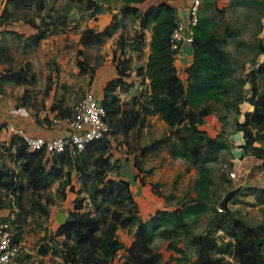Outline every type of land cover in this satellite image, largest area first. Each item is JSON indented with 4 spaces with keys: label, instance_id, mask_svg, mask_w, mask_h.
Returning a JSON list of instances; mask_svg holds the SVG:
<instances>
[{
    "label": "trees",
    "instance_id": "trees-1",
    "mask_svg": "<svg viewBox=\"0 0 264 264\" xmlns=\"http://www.w3.org/2000/svg\"><path fill=\"white\" fill-rule=\"evenodd\" d=\"M112 1L63 0L65 5L74 4L91 17L102 11L103 4ZM208 1L203 0L205 6L199 8L198 21L192 29L189 59L184 66L176 64L178 49L172 47L171 41L177 15L174 0H122L119 9L122 18L112 14L102 28L83 30L78 54L82 53V48L105 43L120 27L122 29L110 53L116 75L105 81L98 96L106 111L109 130L102 139L87 143L79 153L62 152L54 156L43 149L29 151L21 139L12 134L9 140H0V155L16 164V168H9L0 162V189L12 194L18 210L12 220L14 243L19 244L26 216L35 211H47L51 199L42 192L58 180V196L65 197L68 188L74 197L72 207L67 209V219L55 230V234L63 238L61 245L58 248L45 243L39 246L41 254L54 256L49 264H159L161 254L151 248L154 239L171 240L169 246L182 251L183 246L176 247L177 242L173 241L179 236L191 237L190 243L195 246L190 264H264V222L250 225L232 211L212 207L207 230L197 235L191 230L192 222L210 210L209 163L227 148L220 135L210 136L199 126L210 114L211 103L223 102L229 94L232 67L225 45L237 35V30L227 25L222 33L215 30L208 16ZM8 2L13 7L37 12H42L47 5L46 0ZM127 16L138 20V28L131 35L125 30ZM28 23L33 28L29 44L38 45L48 35L47 25ZM148 31L151 32L149 41ZM146 46L145 64L132 71V53H141ZM6 53L7 47L1 46L0 55ZM255 53L260 62L250 72L249 95L243 98L240 91L237 93L235 131L241 133L240 156L250 153L264 162V148L256 144L264 141V89L259 91L257 84L259 80L264 85V43L257 44ZM180 72L184 73V78ZM33 80L34 75L24 69H8L0 74V83L26 84ZM122 96L130 97L129 101L122 102ZM243 102L247 104L242 109ZM71 113L72 109H66L60 110L58 115ZM152 115H158L167 124L172 141L168 137L156 139L141 148L140 156L170 143V156L183 158L195 165L198 172L192 186L195 196L171 208L156 207L157 203L144 198L136 199V195H142L141 183L132 185L129 179L108 174L119 161L114 158L112 164L109 162L115 156L116 135L127 136L135 128L140 130L147 116ZM134 163L137 165L136 161ZM72 170L78 175V187L72 183ZM25 190L31 193L27 202L30 208L24 207L25 202H22ZM87 199L91 208L86 205ZM5 204L9 206L10 202ZM152 206L156 208L150 210ZM133 227V240L125 246L117 230L129 231Z\"/></svg>",
    "mask_w": 264,
    "mask_h": 264
},
{
    "label": "rangeland",
    "instance_id": "rangeland-1",
    "mask_svg": "<svg viewBox=\"0 0 264 264\" xmlns=\"http://www.w3.org/2000/svg\"><path fill=\"white\" fill-rule=\"evenodd\" d=\"M190 1L181 0V4L187 8ZM208 2L210 4L208 16L215 30L222 33L227 25L233 31L237 30V35L230 38L225 45L231 55L232 67V75L228 79L229 94L223 102L211 103L210 114L205 118L204 123L199 126L200 130H205L210 136L220 135L227 143V148L220 151L214 162L209 163L212 178L210 210L195 222H192L193 235L204 233L207 230L213 214L212 207L217 208V204L223 195L238 186H240V190L228 204L232 212L250 225L264 222V162L261 158L250 153L240 156L241 148L238 142H241L242 138L241 133L235 131L237 93L240 91L243 98L249 95L250 72L260 62L259 58L256 59L255 49L259 42L264 43V0H209ZM204 6L203 0H200L199 8ZM12 8L13 10L10 13L12 22L26 19L34 20L39 24L43 22L44 27L47 25L48 35L35 49H30L28 53L23 50L20 38H10L11 66L16 69L19 65H25L23 63L34 56L53 57L57 60H51L50 58V70L54 71L52 67H57L58 71L56 72L59 73V77L58 84L55 85L56 91L52 97L62 96L65 89L61 85L64 84L63 86L68 88L65 94L66 97L70 98L74 93L75 98H81L90 89V85L94 82L96 70L105 61V57L110 51L106 41L101 45L85 48L82 53L78 54V49H81L78 41L84 30V20L87 19L88 14L78 9L76 5L68 7L63 0L48 3L43 13L33 9H22L13 6ZM183 14L185 15V11ZM136 22L138 20L135 18H126L125 30L129 35L133 34L136 27H138ZM143 57L142 52L137 53L134 60L142 62ZM53 61H57L58 64ZM130 65L132 69V63ZM37 66L46 68L43 63ZM43 74L44 70L39 69L38 75L43 76ZM180 76L184 78V73L180 72ZM257 84L259 91H262L264 89L263 83L258 80ZM40 91H43V87L39 89ZM128 99L130 97L122 96L121 98L122 102L129 101ZM34 101L40 100L38 97H34ZM246 104L247 102H243L240 107L243 109ZM164 137H168L172 141L169 127L158 115L147 116L144 126L140 130L135 128L127 136L116 135L113 142L115 156L111 157L109 162L112 164L114 158H119V161L117 164H113V169L108 174L112 176L117 174V176L129 179L132 185H135V182L141 183L143 189L142 195H139L140 198L157 203L154 205L156 207L171 208L181 205L195 196L192 186L198 172L195 165L188 164L183 158H172L170 156V143L140 156L142 147ZM256 144L264 148L263 140ZM1 161L4 165H12L9 157L5 155H0ZM132 175H135V177L132 178ZM56 186V183L52 184L42 193L49 200L51 199V204L57 205L58 208L63 206L67 211L68 208L72 207L73 193L67 192L66 198L61 195L58 196ZM23 196L24 207L30 208L27 205L31 196L29 190H25ZM2 197L3 195H0V206L3 207L2 204L5 206L8 200H2ZM86 205L88 208L92 207L88 199ZM154 206L150 207V210L156 208ZM26 208H24V211ZM142 215L146 216V214ZM35 222L36 217L30 219L31 227H36ZM133 230L134 227L129 231L126 229L121 230L119 237L125 246L131 244ZM39 239L32 243L34 238H28L26 242L30 241V245L26 246L25 251L24 249L22 251L21 248V252L17 257H27L25 259L27 264H49L54 261V256L44 258L38 256ZM176 239L178 240L173 241L174 243L177 242L176 247L183 246L182 251L170 247L171 240L160 237L154 239L151 248L161 254L159 264H190V259L195 255V246L190 243L191 237L179 236ZM176 259H179L180 262L178 263Z\"/></svg>",
    "mask_w": 264,
    "mask_h": 264
},
{
    "label": "crops",
    "instance_id": "crops-1",
    "mask_svg": "<svg viewBox=\"0 0 264 264\" xmlns=\"http://www.w3.org/2000/svg\"><path fill=\"white\" fill-rule=\"evenodd\" d=\"M174 3L176 5L177 14L179 16L184 15L183 12L186 8L182 6L181 0H174ZM72 5L70 3L68 7ZM121 5L122 0H114L109 4H103L102 11L94 17H91L89 15V12L84 11V13L88 14L87 19L85 18L84 20V29L86 27L93 28L95 30L102 28L110 21L112 14H115L118 18H122L119 11ZM45 9L42 11V13L45 11ZM12 10V5L8 2V0H0V47H7V53L0 55V74H4L8 69L12 71L24 69L26 70L27 74L32 73L34 75V80L33 82L26 84H16L14 82L8 81L0 83V140H9L11 136V132L9 131L10 127H22L31 135H39L45 138L57 137L63 132V127L61 125L53 124L51 122V118L53 116H59L58 114L60 110L73 109L74 105L80 99V97L75 98L74 93L70 98L66 97L65 94L68 88H65L63 86L64 84H62L61 86L65 89V93L63 92L61 97H52L56 91L55 85L58 84L59 77V73L56 72L58 71L57 67H52L54 71L50 70V58L51 60H57L53 57H43V55L39 57L34 56L33 58H28V60L23 63L25 65H19L16 69L11 66L12 60L10 58L11 49H9V40L10 38L12 39L13 37H18L15 36L14 33H18L20 35L18 38L22 40V48L27 53L30 49L33 50L38 46L30 45V41L28 38L33 33V28L29 25L30 23L28 22L34 20L26 19L18 20V22H12L10 19V13L12 12ZM128 17L130 16H127L126 18ZM126 18H124L125 21ZM34 22L38 23L36 21ZM136 23L138 26V22ZM121 31L122 29L120 27L116 31V33L106 42V44L110 48V51H108V55L105 57V61H103L100 67H98V70H96L94 82L92 85H90V89L87 92H92L96 95H100L105 81L115 77L116 73L111 63L110 53L111 50L115 47L118 34ZM150 33V31L147 32V41H149ZM45 38H47V36ZM85 48H82V50ZM147 53L148 48L146 46L142 51V54H144L142 62H140V60H134L137 52L132 53V71L139 65L145 64L147 60ZM189 55L190 45L182 43L179 52L176 55V64L179 66H184V63L189 59ZM53 62L57 63V61ZM41 63H43V66L46 65V68L37 66ZM41 68L44 70L43 76L38 75V70ZM42 87L43 91L39 92V89ZM34 94H36V96H34ZM34 97H38L40 101L35 102ZM22 108L27 112L26 115L22 113L21 110L18 112L16 111V109ZM1 163H3V161H1ZM15 165L16 164L14 163H12V165L5 164V166L9 168H16ZM55 183L57 185V189V187L59 186V181H54L52 184ZM72 183H74L77 187L79 186L78 175L74 170H72ZM67 192H70L68 188L65 189L66 194ZM0 195H3L2 200L7 199V202H10L11 205L10 194H7L5 190L0 189ZM138 197L139 196L136 195V199ZM10 205L8 207L5 206V209H9V212L13 208ZM46 209V212L35 211L32 214L26 216L22 226L21 239L19 241V245L21 246L22 251L23 249L25 251L26 246H29L31 243L30 241L26 242L28 238H34L32 243H35L40 238L39 244L37 246V253L40 258L51 256L49 254L43 255L39 252V246L42 243H45L52 248H58L59 245H61L63 241L62 236L55 234V230L57 228V225L59 224L56 215L60 211V209L65 210L63 212H66L67 214L66 208H63V206L58 208L57 205L51 203L47 205ZM12 210L14 220V218L16 217V213L18 212L17 206L15 205V208ZM33 217H36V227H31L30 224V219H33ZM121 230L122 229L117 230L118 235L120 234ZM25 259H27V257L23 258V256H20L11 261L9 264H27Z\"/></svg>",
    "mask_w": 264,
    "mask_h": 264
},
{
    "label": "built area",
    "instance_id": "built-area-1",
    "mask_svg": "<svg viewBox=\"0 0 264 264\" xmlns=\"http://www.w3.org/2000/svg\"><path fill=\"white\" fill-rule=\"evenodd\" d=\"M53 0H46V4ZM200 0H191L185 9V15H176L175 27L171 34L172 47L179 49L183 44L192 42V29L198 21ZM181 41V43H179ZM25 115L27 112L16 109ZM106 111L98 96L92 92H86L76 102L72 113L67 116H53L51 122L61 125L63 132L57 137L45 138L39 135H31L22 127H10L12 135L20 138L29 151L45 150L50 156L62 152L75 154L82 151L87 143L102 139L109 130L106 121ZM11 207L15 208L16 202L10 194ZM0 208V264H9L21 252V246L14 243V229L12 225L13 213Z\"/></svg>",
    "mask_w": 264,
    "mask_h": 264
},
{
    "label": "water",
    "instance_id": "water-1",
    "mask_svg": "<svg viewBox=\"0 0 264 264\" xmlns=\"http://www.w3.org/2000/svg\"><path fill=\"white\" fill-rule=\"evenodd\" d=\"M181 43V41H179ZM240 190V186L230 189L227 191L223 197L220 199V201L217 204V208L221 211H227L230 212L232 211L229 207V201L235 196V194ZM57 221L59 224H62L66 219H67V214L63 212L62 209L57 213L56 215Z\"/></svg>",
    "mask_w": 264,
    "mask_h": 264
}]
</instances>
